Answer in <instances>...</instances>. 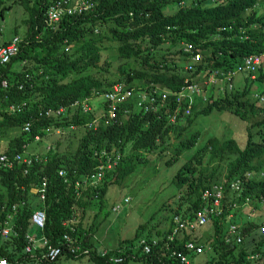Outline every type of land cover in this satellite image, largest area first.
<instances>
[{"label":"trees","instance_id":"1","mask_svg":"<svg viewBox=\"0 0 264 264\" xmlns=\"http://www.w3.org/2000/svg\"><path fill=\"white\" fill-rule=\"evenodd\" d=\"M16 4L24 32L0 39L18 38L17 52L0 64V154L12 160L0 168V231L8 227L0 257L34 262L24 253L25 233L33 232L61 246L55 260L41 264L62 256L95 264H180L175 252L206 255L202 264H244L243 243L234 236L250 237L264 222V64L231 80L221 76L245 56L264 54V0H0V17ZM50 8L62 9L53 23H47ZM220 79V87L211 84ZM213 112L246 123L244 146L201 128L199 117ZM36 137L46 143L39 160L15 159ZM161 157L163 170L172 171L168 195L151 216L157 222L146 220L120 240L121 255L117 248L99 251L94 209H103L112 185H124L140 164ZM107 162L110 168H98ZM100 170L101 179L87 184ZM37 209L45 213L40 231L31 221ZM64 234L75 239L78 254L64 245ZM260 240L253 251L264 246ZM188 241L200 251L186 248Z\"/></svg>","mask_w":264,"mask_h":264},{"label":"rangeland","instance_id":"2","mask_svg":"<svg viewBox=\"0 0 264 264\" xmlns=\"http://www.w3.org/2000/svg\"><path fill=\"white\" fill-rule=\"evenodd\" d=\"M23 16V9L17 4L11 10L6 11L4 17H0V39L9 37L15 29H17L19 34H22L24 32V26L21 24ZM216 87H220V85L217 84ZM60 109L63 111V107ZM198 123L201 128L209 132V134L231 137L239 146L245 145L246 140L244 135L246 123L230 112H213L206 115V117H199ZM39 142V138L36 137L33 143L27 145L24 154H41L43 152L42 149L46 147L43 145L45 142ZM155 153L151 154V156L155 155ZM164 153H169V149L161 151L162 156ZM164 157L166 158V156ZM158 160H160L158 163L151 162L149 164H140L137 172L133 174L124 185L120 187L112 185L109 188V193L106 194L103 209H99V206L94 209V214L91 216V222L93 221V223H97V225L99 224V229H97L95 233L98 239L96 244L99 251L102 249V246L113 247V243L118 244L122 239L132 238L140 223H143L146 220H151L154 223L157 222L158 217L155 216V214L154 218L151 216L157 210L159 203L168 195L166 177L167 174L172 171V169L167 171L165 169L163 170L162 157ZM175 165L178 166V163ZM175 167L176 166L172 167L173 170L177 168ZM116 205H120L118 210L113 209ZM92 213L93 210L91 214ZM262 219V217H258V220ZM136 248L137 244L134 245V249ZM28 264L39 263L30 262ZM55 264L95 263L89 261L87 257L65 258L62 256ZM130 264L138 263L132 261Z\"/></svg>","mask_w":264,"mask_h":264},{"label":"built area","instance_id":"3","mask_svg":"<svg viewBox=\"0 0 264 264\" xmlns=\"http://www.w3.org/2000/svg\"><path fill=\"white\" fill-rule=\"evenodd\" d=\"M61 14H62V9L61 8H58V9L50 8L48 10L47 23L56 22L59 19V16ZM17 40H18V38L14 37L7 44H0V64L8 62L10 60V58L17 52ZM190 47L191 46L188 45L187 49H189ZM194 59L195 60L199 59V55L195 54L194 55ZM243 61H244V68L250 69V70H254L260 64V62L262 61V57L260 55L246 56V57H244ZM240 68L241 67H238V69H240ZM2 84H3V86L6 85V83L4 81H3ZM114 89H115V91H118L119 87L115 86ZM105 96L107 98L112 99L115 96V94L106 93ZM144 100H145L144 97L141 96L139 98V100L136 101L137 105L138 106L143 105V103L145 102ZM146 109L147 108L144 107V110H146ZM58 111H62V110L59 109ZM46 113L48 114V112H46ZM109 114H110L111 117L114 116L112 108L110 109ZM172 121H174V118H172ZM25 129L27 130L28 126H25ZM23 147H25V146H23ZM31 157H33V159ZM15 159L22 160L23 162H26V163H30V162H32V160H35V161L37 160L38 161L39 157H38L37 154H34V155H30V159H29V158H27L25 156H23L21 158L20 156L17 155L15 157ZM11 165H12V160L9 157V155L0 154V168L2 166L10 167ZM110 167H111L110 162H107V163L100 164L98 168L99 169H103V168H107L108 169ZM59 175H65V171L60 170L59 171ZM93 175H94V177H92L91 181L88 182L87 184H94L97 181H99L101 179V170L96 172V173H94ZM235 182L236 183L232 184V186L235 189H238L239 188V183H238V181H235ZM42 185L44 186L45 183H43ZM39 196H40L41 199L44 198V194L43 193L39 194ZM125 199H127V198H125ZM216 203H217V201H216ZM119 208H120V205H116L115 207H113L114 210H118ZM206 215H207V211L204 210V213H202L199 216V219H198L199 223H203L205 221ZM31 221H32L33 227L35 229L42 230L43 227H44V223H45V213H44V211L41 210V209L35 210L31 214ZM178 224H179L180 227L183 226V222L182 221H178ZM230 227H231V231L233 233L235 231V225H231ZM0 233H1V235H4V236L7 235L8 234V227H3L1 229V231H0ZM261 233L264 235V226L261 227ZM169 238L171 239L172 236H169ZM25 240H26V243H25V246H24L25 253L26 254H31L33 251L39 249L37 255H39L38 258L40 260L48 259L49 261H53L61 253V246L52 245L49 242V240L46 238V236H44V235H40L39 237H36V236H33L31 233H26L25 234ZM236 240L240 241V238L236 237ZM63 242H64V245L67 246V248L69 249V251L72 254H78L79 253L80 247L78 245H76L75 239L71 238L68 234H64ZM141 243L142 244L144 243L143 239L138 241V245H140ZM142 246H143L145 251L149 250L150 245L148 243H144ZM185 247L190 249L191 251H194L195 253L200 251V248L198 246H196L195 243H193L192 241L186 242L185 243ZM76 251H78V252L76 253ZM122 251H123V248L118 249L116 252H118V253L120 252L121 253ZM102 253L105 254L106 251H103ZM175 254L179 257V263L180 264H190V261H189V259H188V257L186 255H184V254H182L180 252L179 253L175 252ZM109 259H112L113 262L118 263V262L121 261V256H119V255H113V256L110 255ZM8 263L9 262L6 260V258H0V264H8Z\"/></svg>","mask_w":264,"mask_h":264},{"label":"crops","instance_id":"4","mask_svg":"<svg viewBox=\"0 0 264 264\" xmlns=\"http://www.w3.org/2000/svg\"><path fill=\"white\" fill-rule=\"evenodd\" d=\"M3 83V82H2ZM3 85V84H2ZM12 111L14 110V108L13 109H11ZM24 146V145H23ZM23 146H22V148H23ZM24 156L25 157H30V155H26V154H24ZM32 162H30V164H31ZM29 164V163H28ZM39 195V194H38ZM40 197V196H39ZM15 206H17V204H15ZM12 210H14V208L12 207ZM258 214V213H257ZM243 215H246V216H248L247 214H244L243 213ZM254 215L255 214H252L251 215V217L250 216H248V218H253L254 217ZM247 218V219H248ZM5 222H7V220H5L4 221V223ZM259 222V221H258ZM258 222H255V223H258ZM259 224L260 223H258V225L255 227V229H254V231H253V233L252 232H250V234H249V236L250 237H244L243 236V238H242V240H241V242L243 243V247H244V251H243V254H244V259L245 260H243L244 261V264L247 262V261H250V263L249 264H264V246L262 247V249H260V250H258V251H253V248H254V244H256V245H260L261 244V240H260V236H261V234H260V231H258V226H259ZM249 227H253V226H251V225H248ZM33 227V226H32ZM98 229H99V226H98ZM33 230H34V227H33ZM35 231H40V230H38V229H35ZM34 231V232H35ZM258 231V232H257ZM26 233H31V232H26ZM25 233V234H26ZM259 233V234H258ZM31 234H33V232L31 233ZM0 235H1V233H0ZM40 235L38 234L36 237H39ZM253 237H255V238H257V240L256 241H254L252 238ZM25 238V237H24ZM261 238H262V236H261ZM263 239V238H262ZM26 243V242H25ZM114 245H113V247H109V248H117L119 245L118 244H115V243H113ZM251 249H252V251H251ZM39 250V249H38ZM38 250H35V251H33L31 254H33V255H31L32 257H33V259H35L34 260V262H38L39 264H41L42 263V261L43 260H40L39 258H38V256L39 255H37V253H38ZM25 253V252H24ZM0 258H2V257H0ZM189 261H190V264H202L204 261H206L207 260V256L206 255H194L193 257H191V255H189ZM37 260V261H36ZM9 263L8 264H14V263H10V261H8ZM22 264V263H21Z\"/></svg>","mask_w":264,"mask_h":264},{"label":"clouds","instance_id":"5","mask_svg":"<svg viewBox=\"0 0 264 264\" xmlns=\"http://www.w3.org/2000/svg\"><path fill=\"white\" fill-rule=\"evenodd\" d=\"M251 55H260L261 57H262V61L260 62V64L261 63H263L264 64V54H262V53H256V54H250V55H247V56H251ZM246 57V56H245ZM199 59H200V57H199ZM244 59V58H243ZM198 60V59H197ZM260 64L254 69V70H250V69H246V68H244V61H242V63H239V66H237L235 69H232V70H230V71H228V73H224L222 76H221V79L223 78V81H224V78L225 77H228V79H230L231 80V78L232 77H234L239 71H241V70H245V71H250V72H252V73H254V71L260 66ZM238 67H241L240 69H238ZM228 74V75H227ZM253 77V76H252ZM221 79H220V81L219 82H212L211 84H215V85H217V84H221ZM26 126H29L28 124L26 125ZM23 130H25V131H28V129L26 130L25 129V126H24V128H23ZM28 145V144H27ZM27 145L25 146L26 148H27ZM34 155V154H33ZM260 175H264V170H262L261 172H260ZM235 189V188H234ZM262 226H264V222L263 223H260L259 224V226H258V229H259V231H260V234H261V236H262V238L264 239V235L261 233V227ZM235 230H236V225H235ZM233 235V234H232ZM235 238H234V241L235 242H241V237L240 236H234ZM236 237H239L240 238V241H237L236 240ZM120 248V247H119ZM119 248H117V249H119ZM121 249V248H120ZM123 253V251L120 253V255Z\"/></svg>","mask_w":264,"mask_h":264}]
</instances>
